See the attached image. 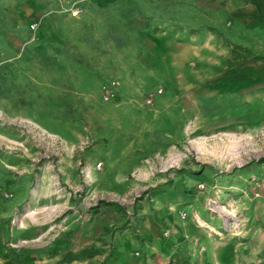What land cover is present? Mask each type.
I'll return each instance as SVG.
<instances>
[{
    "label": "rangeland",
    "instance_id": "1",
    "mask_svg": "<svg viewBox=\"0 0 264 264\" xmlns=\"http://www.w3.org/2000/svg\"><path fill=\"white\" fill-rule=\"evenodd\" d=\"M226 2L0 0V264H119L142 208L264 264V32Z\"/></svg>",
    "mask_w": 264,
    "mask_h": 264
},
{
    "label": "crops",
    "instance_id": "2",
    "mask_svg": "<svg viewBox=\"0 0 264 264\" xmlns=\"http://www.w3.org/2000/svg\"><path fill=\"white\" fill-rule=\"evenodd\" d=\"M101 1V0H96ZM211 8V6L209 5ZM221 14L224 16L222 19L215 20L213 23H223L226 20L232 19L246 22L251 19L256 22L258 33L264 32V0H253L252 4L246 5H233L230 2L220 4L218 7ZM72 19V18H70ZM237 21V23H239ZM221 29L220 26L216 25ZM261 39H264L262 37ZM0 162V167H1ZM1 186V183H0ZM108 208V207H105ZM112 215L111 212H108ZM142 217L135 226L136 233L132 234L130 229H127L123 234L126 235L127 240L125 243L131 244L132 252L125 249L120 250V244L117 245L118 252L121 256L119 264H191L190 254L194 252V238L191 233L196 232L194 226L182 223L176 217H168L170 222L167 227L172 231V236L168 239L162 238V222L154 220V216L146 208H142L139 212ZM168 220V221H169ZM7 219L3 218L2 210L0 209V230L4 226ZM201 234L202 232L199 231ZM138 236V237H136ZM131 241V243H128ZM207 241L206 252L197 259L198 264H227L226 256L222 255L217 246L211 250L210 241ZM124 243V245H125ZM179 244L177 249H171L170 245ZM126 244V245H127ZM206 246V245H205ZM124 248V247H123ZM140 250L142 252V259L137 257L133 252ZM195 258L192 259V262Z\"/></svg>",
    "mask_w": 264,
    "mask_h": 264
},
{
    "label": "built area",
    "instance_id": "3",
    "mask_svg": "<svg viewBox=\"0 0 264 264\" xmlns=\"http://www.w3.org/2000/svg\"><path fill=\"white\" fill-rule=\"evenodd\" d=\"M71 15H72V17H77V16L80 15V11L79 10L72 11ZM117 85H119V82L118 81H114L112 83V86L111 87L105 86V88H104V92H105L104 97H105L106 100H109L111 98V96H113V88L116 87ZM150 101L151 100H149V102ZM185 216H186V214L184 213L183 214V217H185ZM165 234L167 236H169V230L168 229L166 230V233Z\"/></svg>",
    "mask_w": 264,
    "mask_h": 264
},
{
    "label": "trees",
    "instance_id": "4",
    "mask_svg": "<svg viewBox=\"0 0 264 264\" xmlns=\"http://www.w3.org/2000/svg\"><path fill=\"white\" fill-rule=\"evenodd\" d=\"M263 162H264V160H260V161H259V163H263ZM99 203H100V204L105 203V205H107V206H111V205H113V206H117V207H119L118 204H117V203H114V202H104V201L100 202V201H99Z\"/></svg>",
    "mask_w": 264,
    "mask_h": 264
},
{
    "label": "water",
    "instance_id": "5",
    "mask_svg": "<svg viewBox=\"0 0 264 264\" xmlns=\"http://www.w3.org/2000/svg\"><path fill=\"white\" fill-rule=\"evenodd\" d=\"M185 107H186V108H189V107H190V103H189V102H186V103H185Z\"/></svg>",
    "mask_w": 264,
    "mask_h": 264
}]
</instances>
